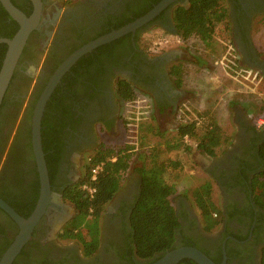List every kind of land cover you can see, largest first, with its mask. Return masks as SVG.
Here are the masks:
<instances>
[{"label":"flooded vegetation","instance_id":"flooded-vegetation-1","mask_svg":"<svg viewBox=\"0 0 264 264\" xmlns=\"http://www.w3.org/2000/svg\"><path fill=\"white\" fill-rule=\"evenodd\" d=\"M10 1L27 17L33 14L34 6L30 0ZM149 1L154 6L145 15L163 0L157 4L153 3L156 0ZM220 1L227 10L226 25L230 29L231 46L239 59L238 68L243 72H260L261 69L263 73L260 50L254 45L253 29L257 19L264 20V0ZM41 3L39 28L27 41L0 117V171L5 172L8 185L18 189L12 190L22 196L25 215L33 213L40 197L34 206L30 205L32 188L37 181L34 171L36 163L31 156L22 154L17 138L19 131L27 126L24 119L29 107L38 95L41 96L55 72L69 57L89 43L135 23L145 15L136 16L149 7L144 0H41ZM178 8L189 9V0L169 5L135 32L84 55L55 88L53 94L59 87L64 93L63 96L59 95L62 106L48 118L51 129L45 142L49 145L60 144L61 151L50 184V203L34 229L33 238L26 249L27 258L22 264L148 263L149 260L141 261L130 253L133 246L130 215L141 187L140 176L134 174L135 170L102 215L99 247L91 257L82 253L76 241L62 242L58 238L63 230L68 229L75 216V209L64 202L63 192L66 187L82 179L86 171V156L101 147V134L109 137L118 134L122 125L120 111L124 103L117 94L121 80L131 84L137 94L149 98L151 117L153 115L155 121L160 116L173 124L184 102L194 98L184 91V86L179 88L171 77L173 67H179L184 72L185 63L180 55H174L172 51L149 55L139 45L143 33L153 30H160L176 37L178 43L185 44L174 23ZM15 23L0 2V40L16 32ZM83 58L84 63L78 65ZM200 61L198 65H201ZM37 69L39 74L35 77ZM204 70H209V67L204 66ZM32 83L31 97L22 111ZM17 111L22 112L21 122L9 141ZM236 117L238 127L232 144L212 157L207 169L208 176L220 192L222 216L216 214L214 218L222 217L221 225L212 233L204 231L192 203L181 198V207L175 209L181 224L175 247L191 244L220 264H261L264 210L255 203L251 187L254 178L264 173V164L258 157V148L264 141V128H258L239 110H236ZM5 142V152L1 154ZM68 209L73 210L74 215L70 216ZM5 218L0 214V250L5 248L7 241L13 239L17 231Z\"/></svg>","mask_w":264,"mask_h":264},{"label":"trees","instance_id":"trees-1","mask_svg":"<svg viewBox=\"0 0 264 264\" xmlns=\"http://www.w3.org/2000/svg\"><path fill=\"white\" fill-rule=\"evenodd\" d=\"M144 1L146 3L150 2L149 0ZM160 1L161 0H156L153 1V3L157 4ZM189 2V9L178 8L175 12L174 23L176 30L185 43L195 36L203 42L211 41L217 28L222 24H226V8L221 4L220 0H189ZM150 5H152L151 2L149 3V7L142 13H139L136 18L145 15L151 10L154 5ZM18 30L19 26L16 24V32L7 35L5 38L12 39ZM6 52L7 46L1 44L0 70ZM84 60L85 58L81 59L78 62V65H82ZM72 72L73 70L71 73ZM171 77L176 81L178 87L182 88V80L184 79L183 69L173 67L171 69ZM14 78L12 79L14 80ZM13 80L11 85L13 84ZM63 82H65V80ZM117 94L119 99L124 103H133L137 99V92L133 89L131 84L124 80L119 82ZM59 95H64L60 87L51 96V99L47 103L42 120V147L45 154V161L51 185L53 182L54 166L58 159V153L61 151V145L58 143L49 145L45 142V138H47L48 132L51 129L48 118L53 113H56L62 106L60 99L61 96ZM39 97L40 95L37 96L28 109L24 119V123L27 126H24L17 135L19 148L21 149L20 151L22 154L31 156L33 161L34 154L31 143V123L33 111ZM6 102L7 93L0 108V117L5 109ZM19 113L20 112L17 111V118ZM198 128L201 129V133L199 134H197ZM177 136L180 141H183L186 137L193 138L196 143V149L210 157H216L222 146H226L227 148L233 141V138L224 133L217 120H215L209 112L199 114L198 120L182 124L177 130ZM5 141H7V138ZM6 145L7 142L3 144L1 154H4ZM179 147L180 144L176 146H168L167 150L172 151L174 149H179ZM133 149L134 148L131 146H126L121 150L101 146L86 161V171L82 176V179L77 184L66 187L63 192L64 202L75 209V216L68 229L63 230L58 238L62 242L76 241L86 257H91L99 247L101 217L107 206L122 188L124 176L129 172L131 167V151ZM186 151L189 152V148H187ZM258 157L264 164V141L258 148ZM98 166L101 167V171L98 174L96 181H92V170ZM179 166V163H173L167 159L163 160L160 158V155H155L152 157V160L147 167L143 166L137 171L140 176L141 187L137 202L130 215L131 243L133 245L130 253L141 261L149 260L146 264H152L166 252L177 249L175 247V242L181 224L172 203V197L176 195L177 192L174 184H169L167 182L166 176L170 170H176ZM36 169L37 167L35 164L34 171L36 173L37 181L32 188L31 206L36 204L40 195L39 174ZM4 175L5 172L0 171V198L9 204V206H11L21 217L28 218L31 214L25 215V208L21 202L22 196L18 191L12 190L17 188L10 186V184L8 185V179L7 177L4 178ZM85 187H87V189ZM89 189H93L94 193L91 194ZM251 190L254 192L255 203L264 210V173H260L254 178ZM191 196L192 199L187 196L185 198L192 203L193 208L198 212L204 231L212 233L221 225L222 220V217L221 219L214 218L216 214L222 216V213L220 207L213 200L212 184H203L195 189L191 193ZM0 214L1 216H5V220L9 225L17 230L13 239L8 240L5 248L0 250L1 259L13 243L18 233V226L2 210H0ZM27 245L13 264L24 263L23 260L27 258ZM192 246L193 245L191 244H186V247ZM202 252L207 255L204 251ZM213 262L215 264H220L217 261ZM180 264L196 263L191 260H183ZM261 264H264V247L262 249Z\"/></svg>","mask_w":264,"mask_h":264},{"label":"rangeland","instance_id":"rangeland-1","mask_svg":"<svg viewBox=\"0 0 264 264\" xmlns=\"http://www.w3.org/2000/svg\"><path fill=\"white\" fill-rule=\"evenodd\" d=\"M60 1L64 2L65 0ZM260 19L255 21L253 38L254 45L264 54V48L260 46V44H264L263 27L260 28L258 25ZM229 31L228 25L222 24L217 28L211 41L203 42L195 36L185 44L178 43L176 37L160 30L143 33L139 45L147 54L159 55L165 51H172L175 52L174 55H180L185 63L183 65L185 77L182 80L184 91L193 95L194 98L184 102L173 124L160 116H157L158 120L155 121L153 115L151 117L149 109L150 100L144 95L138 93L137 99L133 103H122L120 111L122 125L119 127L118 134L110 137L101 134L99 139L101 146L105 148L117 150L126 146L134 148L131 151V167L124 176L122 186L133 175L134 170V174H138V169L143 166L147 167L152 157L160 155L163 160L167 159L180 164L178 169L170 170L166 176L167 182L174 184L176 188L177 193L172 197V203L176 210L180 206L181 198L186 199L187 196L192 199L191 193L205 183L212 184L213 200L220 207L221 197L218 187L208 176L207 171L202 170L195 161L194 154L199 153L195 140L185 138L180 141L177 130L182 124L198 120L199 114L209 112L221 125L224 133L234 138L237 132L236 125H238V117L235 116L237 107L242 109L241 113L249 118L254 125L264 128V72L248 70L247 73H242L243 76L234 73L240 69L228 62L234 59L232 62L239 66V59L231 46ZM199 61L205 63L209 70H204L202 64L198 65ZM226 65L230 66L231 70ZM38 74L39 70L37 69L35 77ZM33 83L28 88L22 104V111L31 97ZM21 117L22 112L10 131L9 141L14 136ZM199 133H201L200 128L197 129V134ZM179 144V149L167 150L168 146ZM187 148H189V152L186 151ZM225 149L226 146H222L218 153L220 154ZM93 154L94 152H91L87 155L86 161ZM69 213L70 216L74 215L73 210H70Z\"/></svg>","mask_w":264,"mask_h":264},{"label":"water","instance_id":"water-1","mask_svg":"<svg viewBox=\"0 0 264 264\" xmlns=\"http://www.w3.org/2000/svg\"><path fill=\"white\" fill-rule=\"evenodd\" d=\"M30 1L34 6V12L30 17H27L22 11L17 9L10 0H0L3 8L19 26V30L12 39L0 40V45L4 44L7 46V52L0 70V108L12 82L18 62L27 45V41L30 35L37 30L40 25V17L42 14L41 0ZM178 1L180 0H163L153 11L137 20L135 23L114 31L82 47L69 57L55 72L35 105L31 123V143L37 172L39 174L40 197L35 210L28 218L21 217L11 206H9V204L0 198V210L8 215L18 226V233L13 243L1 257L0 264L14 263L25 246L30 242L35 227L38 226L42 217L46 214L50 203L51 186L45 161V154L42 147V120L47 103L62 77L84 55L92 52L98 47L119 39L130 32H135L138 28H141L152 21L169 5ZM183 260H191L196 264H215L202 251L192 247H181L168 251L152 264H179Z\"/></svg>","mask_w":264,"mask_h":264},{"label":"crops","instance_id":"crops-1","mask_svg":"<svg viewBox=\"0 0 264 264\" xmlns=\"http://www.w3.org/2000/svg\"><path fill=\"white\" fill-rule=\"evenodd\" d=\"M262 19V18H261ZM260 19V28L263 27V31H264V20L262 21ZM261 47L264 48V44H260ZM260 59L263 62V66H264V54L262 53V51H260ZM202 61V60H201ZM203 66H206L205 63H201ZM261 69H260V73H261ZM211 80V79H210ZM237 110H239L240 112L242 111V109L240 107H237ZM236 116V114H235ZM238 124V123H237ZM264 125V123H263ZM221 127V125H220ZM236 127H238V125H236ZM179 129V128H178ZM194 158L196 163L200 166V168H202V170L207 171V169L210 167L211 163H212V157H209L208 155L202 153L199 151V153L194 154Z\"/></svg>","mask_w":264,"mask_h":264},{"label":"built area","instance_id":"built-area-1","mask_svg":"<svg viewBox=\"0 0 264 264\" xmlns=\"http://www.w3.org/2000/svg\"><path fill=\"white\" fill-rule=\"evenodd\" d=\"M233 60H234V59H233ZM233 60L229 61L228 63H229L230 65L232 64L234 67L237 68L238 66H237L235 63L232 62ZM226 67H227V68H231L230 66H227V65H226ZM232 69H233V68H232ZM238 71L240 72V70H236V71H234V73L237 74V75L239 76L240 73H239ZM242 73H244V72L241 71V74H240V75H242ZM245 73H247V72H245ZM242 76H243V75H242ZM261 125H262V124H261ZM186 139H189V138L186 137ZM100 171H101V167H100V166H98V167H96V168H94V169L92 170V178H91L92 181H96L97 176H98V174L100 173ZM85 188L87 189V187H85ZM89 192H90L91 194H93V193H94V190H93V189H89Z\"/></svg>","mask_w":264,"mask_h":264}]
</instances>
